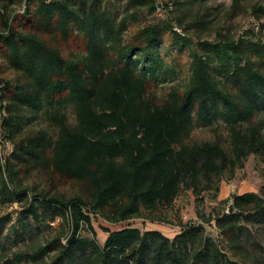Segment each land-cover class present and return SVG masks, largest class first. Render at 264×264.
<instances>
[{
  "label": "trees",
  "instance_id": "obj_1",
  "mask_svg": "<svg viewBox=\"0 0 264 264\" xmlns=\"http://www.w3.org/2000/svg\"><path fill=\"white\" fill-rule=\"evenodd\" d=\"M9 1L25 10H0V136L13 146L3 160L0 143V201L21 211L0 264H264V195L199 210L173 239L129 227L106 229L102 245L92 223L170 224L183 191L217 201L226 173L253 155L264 164V42L247 31L193 44L173 20L148 22L164 10L155 0H124L120 20L104 0ZM243 9L234 0L233 12ZM175 79L158 102L154 86ZM39 121L58 130L55 141ZM196 126L217 139L190 143ZM35 177L46 186L33 188ZM67 185L79 194L67 197ZM213 222L218 239L205 228Z\"/></svg>",
  "mask_w": 264,
  "mask_h": 264
},
{
  "label": "rangeland",
  "instance_id": "obj_2",
  "mask_svg": "<svg viewBox=\"0 0 264 264\" xmlns=\"http://www.w3.org/2000/svg\"><path fill=\"white\" fill-rule=\"evenodd\" d=\"M156 4L161 6L162 16H147V20L154 24H163L165 20H173L186 30L188 37L193 39L194 43L197 41L215 42L220 36H228L233 39H239L245 32H252L257 39L264 42V14L254 13V7L264 8V0H242L244 7L241 11L233 12L232 6L234 0H155ZM107 10L118 20L122 18L127 7L128 2L124 0H104ZM3 5H7V10L12 14H22L25 10V3L23 5H16L10 3L9 0H0V10ZM72 48H68L69 51ZM171 44L167 38V44L163 49V55L167 62H170ZM7 75H9L7 73ZM185 77H183L184 79ZM182 79V80H183ZM183 82V81H182ZM180 84V80L159 82L153 88V95L158 102H162L167 98L173 86ZM183 84V83H182ZM181 84V85H182ZM66 113L68 124L74 127L77 124L75 109L73 106L63 108ZM264 120V113L259 116ZM1 123V118H0ZM36 129H43L49 133L50 138L55 141L57 139L58 130L44 121H39L33 125ZM1 133V131H0ZM219 138L227 152L231 155V146L227 132L221 128L219 129ZM217 135L211 130L195 127L190 138V143L214 142ZM1 156L6 160L13 152V146L8 142L4 136H0ZM29 184L34 188L39 186L44 188L46 183L33 178ZM220 187V201H222L223 209L227 208L228 202L231 199L232 192L236 194L255 193L264 195V164L258 156H251L244 164L243 169H236L234 173H226L223 177ZM62 193L67 197L79 194L76 187L67 185L62 187ZM203 200L199 204L197 197L192 191H183L176 201L175 210L170 211L168 215V222L170 224L153 223L143 219H135L127 223L118 225H110L101 219H93L92 223L97 233L99 242L104 245L108 234L105 230L112 232L119 231L126 228H137L144 231H159L168 238H175L181 233L182 227L179 225L188 222L199 221L197 211L210 214L212 208L218 206L217 201H211L208 193H203L200 196ZM218 204V205H217ZM21 208L18 204H2L0 201V240L8 236L10 227L16 222ZM6 218L10 221L4 222ZM59 223L54 225L57 228ZM207 234L218 239V233L215 228V222L211 225L205 226ZM84 236L86 234L84 233ZM264 243V237L262 239Z\"/></svg>",
  "mask_w": 264,
  "mask_h": 264
},
{
  "label": "crops",
  "instance_id": "obj_3",
  "mask_svg": "<svg viewBox=\"0 0 264 264\" xmlns=\"http://www.w3.org/2000/svg\"><path fill=\"white\" fill-rule=\"evenodd\" d=\"M235 194H236V193L232 192V196L235 195ZM237 195H242V194H237ZM232 196H231L230 201L227 203L228 205H230L231 202H232ZM220 202H222V201H220V197H219L218 200H217V203L219 204ZM218 204H217V205H218Z\"/></svg>",
  "mask_w": 264,
  "mask_h": 264
},
{
  "label": "built area",
  "instance_id": "obj_4",
  "mask_svg": "<svg viewBox=\"0 0 264 264\" xmlns=\"http://www.w3.org/2000/svg\"><path fill=\"white\" fill-rule=\"evenodd\" d=\"M158 11H159V16H162V14H161V13H162V10L159 9ZM178 32H179V33H182L180 30H178ZM227 213H228V210H227Z\"/></svg>",
  "mask_w": 264,
  "mask_h": 264
}]
</instances>
